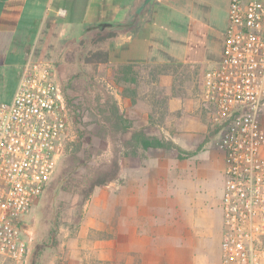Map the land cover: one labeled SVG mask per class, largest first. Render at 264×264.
Listing matches in <instances>:
<instances>
[{
    "label": "crops",
    "instance_id": "crops-1",
    "mask_svg": "<svg viewBox=\"0 0 264 264\" xmlns=\"http://www.w3.org/2000/svg\"><path fill=\"white\" fill-rule=\"evenodd\" d=\"M229 5L230 0H0V102L12 100L28 62L56 65L86 35L113 33L107 52L118 60L111 64L119 66L120 81H112L129 125L120 129L125 140L118 193L91 195L94 234L73 246L61 264H220L223 195L214 200L209 188L198 193L195 178L207 174L204 155L225 177L224 153L216 145L220 134L201 90L206 70L222 58ZM135 132L171 147L133 148L126 142ZM177 148L184 153L178 155Z\"/></svg>",
    "mask_w": 264,
    "mask_h": 264
},
{
    "label": "built area",
    "instance_id": "built-area-1",
    "mask_svg": "<svg viewBox=\"0 0 264 264\" xmlns=\"http://www.w3.org/2000/svg\"><path fill=\"white\" fill-rule=\"evenodd\" d=\"M201 98L224 153L220 264H264V0H230L222 58ZM83 113L63 98L49 60L28 62L12 100L0 102V264L29 263L26 218Z\"/></svg>",
    "mask_w": 264,
    "mask_h": 264
},
{
    "label": "rangeland",
    "instance_id": "rangeland-1",
    "mask_svg": "<svg viewBox=\"0 0 264 264\" xmlns=\"http://www.w3.org/2000/svg\"><path fill=\"white\" fill-rule=\"evenodd\" d=\"M112 35L104 29L90 37L86 35L79 41V49L56 63L63 98L69 105L72 100L77 102L84 113L71 120L68 149L26 218L28 264L65 261L73 246L93 236L88 215L91 195L111 190L118 193L120 179L116 162L119 164L125 138L110 118L112 106L119 107V89L112 81L113 65L105 62L107 43ZM181 152L184 153L177 148V154ZM200 162L206 164L208 171L195 178L198 193H206L205 189L209 188L213 199L219 200L225 177L214 159L204 155ZM99 182L104 183L92 189V185ZM98 235L101 234L95 237Z\"/></svg>",
    "mask_w": 264,
    "mask_h": 264
},
{
    "label": "trees",
    "instance_id": "trees-1",
    "mask_svg": "<svg viewBox=\"0 0 264 264\" xmlns=\"http://www.w3.org/2000/svg\"><path fill=\"white\" fill-rule=\"evenodd\" d=\"M106 57H105V62L107 63H110L111 64V61H118L114 58H112V56L109 55V52H106ZM113 74H112V77L114 78V80L119 83L120 81V76H119V66L114 67L113 66ZM125 76H127V73L129 72V68L127 66H125ZM111 119H113L114 121V126L115 128L117 129H121V128H124V129H127V125L126 124V120L120 115V112H119V107L115 104L112 106V109H111ZM127 145H132L133 148L135 147V145H140L144 148H148V147H171V142H166V141H162L160 138L156 137V136H147L143 133H140V132H135L132 134L131 136V139L126 142ZM78 149V147H77ZM75 148L74 152H76L77 150ZM73 152V153H74ZM135 151H133L134 153ZM116 166L117 168L119 169V164L116 162ZM102 183L104 182H99V183H95L92 185V189H94L96 186L98 185H101ZM91 189V190H92Z\"/></svg>",
    "mask_w": 264,
    "mask_h": 264
}]
</instances>
